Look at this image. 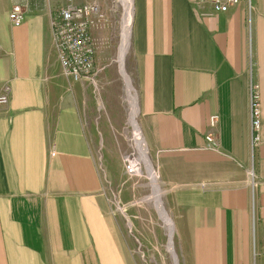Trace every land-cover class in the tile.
Wrapping results in <instances>:
<instances>
[{
	"label": "crops",
	"instance_id": "crops-1",
	"mask_svg": "<svg viewBox=\"0 0 264 264\" xmlns=\"http://www.w3.org/2000/svg\"><path fill=\"white\" fill-rule=\"evenodd\" d=\"M27 1L0 0V88H11L0 106V264H137L110 195L121 192L127 207L143 184L127 181L125 168L126 180L99 169L93 119L84 123L58 61L56 2ZM15 3L27 8L19 27L8 17ZM133 4L138 123L148 151L178 162L167 184L182 263L264 264V0L226 12L198 0ZM107 95L98 93L97 107L133 147L130 104L119 88ZM212 113L218 150L206 148Z\"/></svg>",
	"mask_w": 264,
	"mask_h": 264
},
{
	"label": "rangeland",
	"instance_id": "rangeland-1",
	"mask_svg": "<svg viewBox=\"0 0 264 264\" xmlns=\"http://www.w3.org/2000/svg\"><path fill=\"white\" fill-rule=\"evenodd\" d=\"M46 1L51 3V0ZM77 1L82 2L85 0H75V2ZM103 1L105 9H108L110 12L108 16L109 23L105 26V30L95 31L94 33L96 38L95 61L99 71L96 72L93 78H84L74 83L73 91L77 95V104L83 114L84 123L85 119L87 123L93 119L91 125L94 142L93 152L99 169L102 171L101 168L105 167L113 176H124L126 180L127 175L124 172V164L121 163L120 165V160L125 154L134 153L135 150L130 145V142L127 144L120 142V138L123 137L122 133H113L107 114L102 113L101 108L97 107L98 93L100 92L102 96H108L107 94L110 93L113 96L115 88L120 89L123 105L126 110L128 108V102L130 104L125 80L115 60L120 41V18L124 14L121 13V7L116 11L111 10L115 6L113 0ZM28 2H31V0ZM53 2V5L56 2L55 7L58 8L62 4L67 3V0H54ZM27 3H25L26 6L29 4ZM130 60L131 51L129 49L125 58V71L131 79L132 86L136 89L134 78L129 69ZM106 108L108 113V109L110 108L108 105ZM138 121L139 117L137 116V124L139 125ZM128 128L132 130L130 122ZM115 137L118 140H115ZM148 156L152 167L158 173V185L162 191V204L160 206H163L167 217L174 224L173 251L178 258L179 264H183L179 251L176 213L173 214V211H171L173 196H171L169 185L167 184V177L170 179L177 178L178 162L176 160L172 161L167 157L163 160L162 156L157 157L150 151H148ZM139 165L142 172L137 177H134V179L131 177L127 181H138L139 184L143 185L139 187L135 197H129V193H127L126 196L128 197L125 200L128 202L127 207L122 203L123 195L121 192L110 195L111 213L120 219L123 233L129 238L131 253L137 260V264H175V259H173L167 247L169 226L161 218L154 202L149 200V196L152 194L151 181L146 174L144 164L140 163ZM116 201L119 202L120 210L116 209V204H118ZM255 256L256 259L259 257L258 254Z\"/></svg>",
	"mask_w": 264,
	"mask_h": 264
},
{
	"label": "built area",
	"instance_id": "built-area-1",
	"mask_svg": "<svg viewBox=\"0 0 264 264\" xmlns=\"http://www.w3.org/2000/svg\"><path fill=\"white\" fill-rule=\"evenodd\" d=\"M208 3L214 11L226 12L231 6L237 5L241 0H198ZM103 0H85L75 2L67 0L57 8V13L52 21L55 34V49L58 61L61 65L64 75L72 82H79L84 78H93L99 69L95 61L96 38L95 31L105 30L109 23V10L105 9ZM116 11L121 7V13L124 14V4L122 0H113ZM26 7L23 4L15 3L9 12V19L13 26H21L26 17ZM122 19L120 23L122 25ZM250 116L252 128L257 132L254 141H259L258 131L261 126V106L259 87L254 82L250 83ZM11 88L6 85L0 88V106L9 101ZM220 115L212 113L208 117L209 131L205 135L206 148L211 150L219 149V142L216 130L219 125ZM131 140L135 149V138L132 133ZM125 172L128 176L139 175L140 162L136 155L132 153L123 156ZM251 184L255 186L254 172L250 171ZM116 202L118 204H116ZM116 209L120 210L119 202L116 201Z\"/></svg>",
	"mask_w": 264,
	"mask_h": 264
},
{
	"label": "bare ground",
	"instance_id": "bare-ground-1",
	"mask_svg": "<svg viewBox=\"0 0 264 264\" xmlns=\"http://www.w3.org/2000/svg\"><path fill=\"white\" fill-rule=\"evenodd\" d=\"M124 4V16L122 19V25H121V32H120V41L118 45L117 50V57L116 62L118 63L119 70L121 72V75L123 76L125 80V85L127 89V94L130 100V115H129V122L132 126V132L133 136L135 138V152L134 154L137 157V160L144 164L146 174L148 175L151 186H152V194L149 196V200H152L157 207L158 213L160 214L163 221L169 226V235H168V242L167 247L174 259V249H173V236H174V224L173 221H171L167 214L165 213V210L162 204V191L158 185V173L157 171L152 167V164L150 162L149 156H148V147L145 143V140L142 136L140 126L137 124V116L139 113V106H138V99H137V93L134 89V87L131 84V79L129 75L125 71V58L126 54L129 51L130 43H131V34H132V24H133V15H134V4L133 0H122ZM142 172V169L139 170L140 174ZM146 175V176H147Z\"/></svg>",
	"mask_w": 264,
	"mask_h": 264
},
{
	"label": "water",
	"instance_id": "water-1",
	"mask_svg": "<svg viewBox=\"0 0 264 264\" xmlns=\"http://www.w3.org/2000/svg\"><path fill=\"white\" fill-rule=\"evenodd\" d=\"M174 259H175V264H179V261H178L176 254H174Z\"/></svg>",
	"mask_w": 264,
	"mask_h": 264
}]
</instances>
